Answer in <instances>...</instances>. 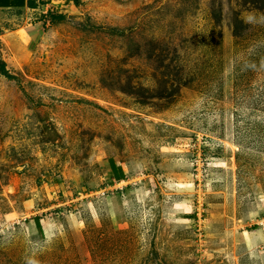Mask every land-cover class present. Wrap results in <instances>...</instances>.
Listing matches in <instances>:
<instances>
[{
	"label": "rangeland",
	"instance_id": "obj_1",
	"mask_svg": "<svg viewBox=\"0 0 264 264\" xmlns=\"http://www.w3.org/2000/svg\"><path fill=\"white\" fill-rule=\"evenodd\" d=\"M35 1L0 9V264H264V0Z\"/></svg>",
	"mask_w": 264,
	"mask_h": 264
},
{
	"label": "trees",
	"instance_id": "obj_2",
	"mask_svg": "<svg viewBox=\"0 0 264 264\" xmlns=\"http://www.w3.org/2000/svg\"><path fill=\"white\" fill-rule=\"evenodd\" d=\"M73 1H76L78 2L77 0H73ZM36 4V1L35 0H28L27 1V6L28 7H34ZM64 18V14H50V19L54 22L56 21H59V20H62ZM0 73L8 78H11V74L8 72V70L6 69V66H5V62L3 60H0ZM110 169L112 171V174H113V178L115 180H120L121 179V175H122V168L121 166H118L113 160H110ZM36 222V226L38 228H41V225H40V222L38 220V218L35 220Z\"/></svg>",
	"mask_w": 264,
	"mask_h": 264
},
{
	"label": "crops",
	"instance_id": "obj_3",
	"mask_svg": "<svg viewBox=\"0 0 264 264\" xmlns=\"http://www.w3.org/2000/svg\"><path fill=\"white\" fill-rule=\"evenodd\" d=\"M28 0H0V9H21L28 7Z\"/></svg>",
	"mask_w": 264,
	"mask_h": 264
}]
</instances>
